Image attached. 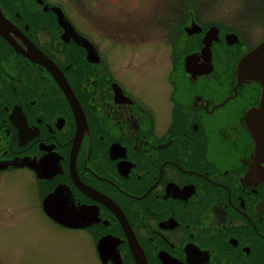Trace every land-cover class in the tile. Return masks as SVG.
I'll return each instance as SVG.
<instances>
[{"label": "flooded vegetation", "instance_id": "flooded-vegetation-1", "mask_svg": "<svg viewBox=\"0 0 264 264\" xmlns=\"http://www.w3.org/2000/svg\"><path fill=\"white\" fill-rule=\"evenodd\" d=\"M136 14L111 25L113 48L140 40ZM205 26L190 12L181 37L167 35L169 90L156 109L128 92L103 40L61 3L0 0V192L10 205L21 175L28 218L42 228L29 241L40 264H264V147L246 120L262 88L235 73L255 47ZM214 27L220 39L208 49ZM65 234L77 251L60 248Z\"/></svg>", "mask_w": 264, "mask_h": 264}, {"label": "rangeland", "instance_id": "rangeland-1", "mask_svg": "<svg viewBox=\"0 0 264 264\" xmlns=\"http://www.w3.org/2000/svg\"><path fill=\"white\" fill-rule=\"evenodd\" d=\"M51 1L61 3L70 19L84 33H92L97 41L103 40L97 44L108 57L111 73L120 78L130 94L139 97L142 102L151 103L156 109L163 102L164 92L169 90L166 74L170 69L171 57L167 35L175 40L180 38L181 32L178 29L185 23L190 12L203 27L215 25L225 29V32L236 33L249 47L256 48L264 40V0ZM168 6H171V12L165 10ZM135 13L136 25L140 24L142 28L140 40H130L124 48H113L109 41L110 34L114 32L111 25L128 23L125 26L128 27L134 22ZM100 25L103 26L105 34L101 32ZM129 34L132 36V30H129ZM106 39L108 43L104 41ZM23 187L21 175L13 174L12 185L8 191V206L2 205L0 192V210L10 207L14 215L0 217L2 264H40L41 261L29 241H37L42 228L36 220L28 218L31 210L27 204L29 193ZM31 233H35V236L30 237ZM42 238L45 241V250H56L53 244L48 243L50 237ZM73 238L65 234L57 238V243L62 250L77 251L74 250L76 242Z\"/></svg>", "mask_w": 264, "mask_h": 264}, {"label": "water", "instance_id": "water-1", "mask_svg": "<svg viewBox=\"0 0 264 264\" xmlns=\"http://www.w3.org/2000/svg\"><path fill=\"white\" fill-rule=\"evenodd\" d=\"M60 15V23L62 25L69 24L67 20L64 18L62 12L59 10ZM191 28V27H190ZM195 29H189L187 32L189 34L193 33ZM218 35V29L217 28H210L204 35V44L209 49V46L211 45V42L213 40H217ZM234 36V35H232ZM235 37V36H234ZM226 39H229L231 43H235V40H233L230 35L226 37ZM206 50V49H205ZM236 78L238 80V83H243L244 80H252L255 82H258L261 85L262 91H261V99L259 102V107L253 110H250L247 113L246 120L248 125V130L252 134L253 138L255 139V142L258 145L259 148L264 147V40L256 46L253 50L246 52L244 49V57L241 58V60L238 62L236 69ZM53 197L47 199V206L49 207V201L52 200ZM47 213L51 216H57L60 217V220L58 222L65 226H80V225H74L79 220L71 219V218H65L64 215L66 213L60 211L59 213H55L54 210H47ZM60 214V215H59ZM78 220V221H77Z\"/></svg>", "mask_w": 264, "mask_h": 264}, {"label": "bare ground", "instance_id": "bare-ground-1", "mask_svg": "<svg viewBox=\"0 0 264 264\" xmlns=\"http://www.w3.org/2000/svg\"><path fill=\"white\" fill-rule=\"evenodd\" d=\"M215 28V27H214ZM218 32H219V30H218ZM228 35H230V37L233 39V40H235V43L238 41V38H237V36L236 35H234V34H228ZM228 35H226L225 36V41H226V43L229 45V44H234V43H231V41L229 40V39H226V37L228 36ZM232 35H234V36H232ZM220 39V33H218V35H217V40H213V41H218ZM209 68V67H208Z\"/></svg>", "mask_w": 264, "mask_h": 264}]
</instances>
